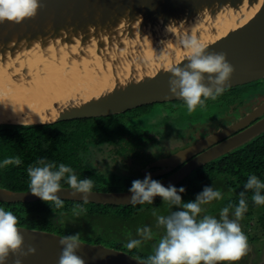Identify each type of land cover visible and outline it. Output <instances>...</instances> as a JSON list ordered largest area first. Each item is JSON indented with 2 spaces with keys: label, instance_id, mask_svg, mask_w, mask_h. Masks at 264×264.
<instances>
[{
  "label": "water",
  "instance_id": "1",
  "mask_svg": "<svg viewBox=\"0 0 264 264\" xmlns=\"http://www.w3.org/2000/svg\"><path fill=\"white\" fill-rule=\"evenodd\" d=\"M34 18L21 23H0V107L14 108L16 90L22 89L39 111L19 110L15 118L0 119V126L34 127L64 121L120 114L144 105L182 100L169 91L173 65L189 61L181 46L186 35L207 45L206 52H223L234 67L226 89L264 78V0H38ZM248 15H251L249 18ZM230 21L229 26L223 27ZM221 23V24H220ZM226 29V30H225ZM205 75L204 83L208 80ZM53 100L48 104L47 97ZM264 111L257 109L255 114ZM2 115H0L1 117ZM240 125L234 127L237 128ZM209 137L164 164L180 163L223 135ZM264 133V119L201 155L170 178L176 186L190 173L230 153ZM163 165V163H161ZM63 201L83 202L64 187L56 194ZM132 193L92 191L87 203L133 206ZM158 197V196H156ZM154 197V198H156ZM43 201L31 192L0 187L1 203ZM21 264H58L63 236L19 227ZM77 255L85 264H140L126 252L81 241ZM10 254L6 264H15Z\"/></svg>",
  "mask_w": 264,
  "mask_h": 264
},
{
  "label": "flooded vegetation",
  "instance_id": "2",
  "mask_svg": "<svg viewBox=\"0 0 264 264\" xmlns=\"http://www.w3.org/2000/svg\"><path fill=\"white\" fill-rule=\"evenodd\" d=\"M263 105L264 78L225 89L215 101L207 100L205 107L198 106L192 113H188L183 100H170L110 116L64 121L68 124L63 128H54L53 132L56 135L55 140L63 145L60 147L65 159L63 164L71 167L78 179H92L94 191L128 193L134 180H143L149 174L153 180H166L201 155L251 128L264 119V111L255 114ZM147 116L150 118L149 122L145 121ZM238 125L240 127L234 129ZM14 127L17 126H0V137ZM232 129L234 131L191 154L182 162L175 165L164 164L172 156L197 143ZM41 131L44 138L45 132ZM67 156L70 157L66 158ZM250 175H256L264 182V133L246 145L196 169L175 187L181 185L180 187L186 188L180 194L184 198L188 194L196 197L205 186L221 191L223 198L204 205L205 211L201 213V217L211 215L219 218L221 209L226 206H232L230 215L234 211L239 203V194L245 191L244 184ZM195 187L197 194L193 195ZM192 188L194 189L191 191ZM251 196L252 191L249 190L246 193L248 209L239 221L242 232L247 236L249 251L239 261L229 264H264V204H255ZM158 198L160 197L154 199ZM165 205L168 206L160 202L152 204L155 209ZM208 209L211 212L208 213ZM176 210L180 209L173 206L172 211ZM135 212L130 220L141 213L138 208ZM112 218L115 217L106 213L98 221H111ZM94 229V232L98 231ZM100 232L104 236L113 234L106 230ZM122 240L118 241L127 244L124 240L129 239ZM146 247L147 243L137 248L143 258L147 257Z\"/></svg>",
  "mask_w": 264,
  "mask_h": 264
},
{
  "label": "clouds",
  "instance_id": "3",
  "mask_svg": "<svg viewBox=\"0 0 264 264\" xmlns=\"http://www.w3.org/2000/svg\"><path fill=\"white\" fill-rule=\"evenodd\" d=\"M41 7L38 0H0V23L5 21L21 23L26 18H34ZM189 61L184 67L171 66L169 91L182 99L188 113L199 106L205 107L207 100L215 101L221 96L230 80L234 67L228 62L223 52H206L207 45L201 43L195 35H186L181 41ZM208 74V84L204 83ZM20 157L5 158L0 167L19 166ZM31 194L44 202H52L55 208L64 206V201L56 194L61 191V181L71 189V195L82 194V201H89L94 181L90 178L78 179L73 169L61 163L58 166L45 158L37 160L35 165L27 169ZM245 191L239 194V203L231 212V205L221 209L219 218L203 215L204 205L223 198L221 191L212 186H205L197 194L194 201L184 202L181 193L185 188L163 186L159 181L147 175L143 180H134L129 191L132 193V205L153 204L154 197H162L169 208L173 206L180 210L171 211L168 215L156 216V228L164 229L153 247V254L140 261V264H220V262L239 261L249 251L247 236L242 232L239 221L248 209L246 193L251 190L252 201L264 204V182L256 175H250L244 184ZM19 220L11 211L0 208V264H6L9 255L17 256L15 264H21L20 257L35 254L36 249L29 246L23 251L24 237L18 228ZM139 238L129 239L125 245L129 251L140 248L152 241L155 233L151 227L137 228ZM62 251L58 264H85V260L77 255L81 246L80 234L65 235L59 241Z\"/></svg>",
  "mask_w": 264,
  "mask_h": 264
},
{
  "label": "trees",
  "instance_id": "4",
  "mask_svg": "<svg viewBox=\"0 0 264 264\" xmlns=\"http://www.w3.org/2000/svg\"><path fill=\"white\" fill-rule=\"evenodd\" d=\"M66 124H68V122L48 126H17L10 128L6 134L2 135L0 137V163H2L5 158H14L17 156L20 157L22 163L19 166L9 165L0 167V187L14 192H29L30 180L27 169L30 165H35L37 160L41 158L54 162L57 166L64 163L63 161L65 159L62 156L63 151H60V147L63 145H61L62 143H60L59 140H55L56 135L53 130L58 126L63 128ZM41 130L45 132L44 138H42ZM48 136L50 138H48ZM62 137L63 136L60 137L61 140ZM68 157L70 156L66 158ZM180 186L177 189H179ZM61 187L69 188L64 180L61 181ZM193 189L194 188H192L191 191ZM196 194L195 187L193 195ZM188 195V197H185V199L188 198L186 199L187 202L195 200L196 197L191 194ZM153 202H160V204L164 203L161 197L154 199ZM137 207L139 206L114 207L73 201H64V206L59 209L55 208L52 202L47 203L44 201L1 204V208L13 212L18 218L19 227L51 232L61 236L80 234L82 242L105 245L126 252L142 260L144 258L138 249L129 251L125 243L104 236L100 231L94 232V228L90 226L93 224L92 221L96 222L98 219H102L106 213L110 214V217L119 219L121 223H127L132 215L136 214L135 211ZM114 212L116 214H113ZM84 220L91 222L86 226L89 230L82 224Z\"/></svg>",
  "mask_w": 264,
  "mask_h": 264
},
{
  "label": "rangeland",
  "instance_id": "5",
  "mask_svg": "<svg viewBox=\"0 0 264 264\" xmlns=\"http://www.w3.org/2000/svg\"><path fill=\"white\" fill-rule=\"evenodd\" d=\"M145 121L149 122L150 118L147 116L145 118ZM182 200L184 202H187V200L185 198H182ZM138 211L141 212L139 215H136L132 220L128 221L125 224H122L119 219L116 218H112V220H105V221H98L97 224H95V221H92L93 224H91L90 226L92 228H96L98 231L101 230H106V231H110L113 234H109L106 235L107 237H111V239H118L123 241L122 239H133V238H139L136 234V230L137 228H141V227H151L154 231V233L156 234L154 239L152 241H148L147 243V256L153 254V247L154 245L157 243L158 239L160 238V236H162L164 234V232H162L164 229L160 228L157 229L156 228V216L153 215V212H155L157 215H168L170 214V212L172 211L171 208H169V206L166 207V205L164 207L160 206L159 209H155V207L149 204H144L141 205L140 207H137ZM209 210V211H208ZM208 213L211 212L210 209H208ZM112 213V211H111ZM113 214H116L115 212ZM101 220V219H99ZM91 222L84 220L82 221V224L85 226V228L87 229L88 227H86L87 225H89ZM89 230V228L87 229ZM95 230V229H94ZM79 231V230H78ZM125 242H128L127 240H124ZM145 243V244H146ZM143 244V245H145ZM226 264H229V262H225ZM250 264V262H249Z\"/></svg>",
  "mask_w": 264,
  "mask_h": 264
},
{
  "label": "bare ground",
  "instance_id": "6",
  "mask_svg": "<svg viewBox=\"0 0 264 264\" xmlns=\"http://www.w3.org/2000/svg\"><path fill=\"white\" fill-rule=\"evenodd\" d=\"M251 15H248L247 18H249ZM221 24V23H220ZM230 21H227L225 24H221L224 28L229 26ZM230 27V26H229ZM226 30V29H225ZM16 95L17 97L15 98V101L11 102V105L14 108H11L10 112H7V108L0 107V119H7V118H15L20 114L19 110H26V111H33V112H38V104L34 105V100L32 97L27 94L24 90L18 89L16 90ZM53 100L52 96L47 97V102L48 104Z\"/></svg>",
  "mask_w": 264,
  "mask_h": 264
}]
</instances>
